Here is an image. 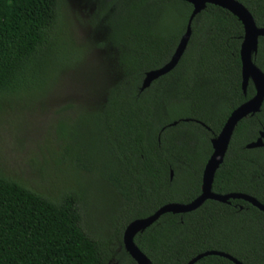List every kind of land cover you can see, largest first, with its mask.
Returning a JSON list of instances; mask_svg holds the SVG:
<instances>
[{
    "label": "trees",
    "instance_id": "16d2710c",
    "mask_svg": "<svg viewBox=\"0 0 264 264\" xmlns=\"http://www.w3.org/2000/svg\"><path fill=\"white\" fill-rule=\"evenodd\" d=\"M237 1L264 27V0ZM64 7L65 0H0V99L45 93L56 66L74 55L64 51ZM190 10L183 0H94L83 10L101 53L79 79L87 90L82 101L66 105L70 111L55 125L61 142L50 170L74 176L52 185L45 170L46 191L54 193H42L0 170V264H135L121 244L125 225L199 194L210 139L254 89L249 80L244 93L240 88V21L209 3L193 16L176 64L140 89L144 73L169 60ZM251 60L264 74V36ZM261 130L264 96L233 127L212 192L244 193L264 205V144L245 147ZM90 176L117 211L119 226L109 233L86 221L79 185ZM132 239L150 264H185L206 250L264 264V212L242 199H205L190 211L160 214ZM193 264L235 263L208 254Z\"/></svg>",
    "mask_w": 264,
    "mask_h": 264
},
{
    "label": "rangeland",
    "instance_id": "374dc122",
    "mask_svg": "<svg viewBox=\"0 0 264 264\" xmlns=\"http://www.w3.org/2000/svg\"><path fill=\"white\" fill-rule=\"evenodd\" d=\"M84 1L65 0L66 7L63 11L67 14L63 17L66 27L64 34L70 39V44L67 43L64 51L68 56L74 55L56 66L54 79L47 91L30 98L0 99V170L23 181L30 189L42 193H54V189L46 191L50 185L48 181L58 186L60 182L71 184L70 175L74 176V170L64 168L65 173L51 176L54 174L50 170L55 160L52 154L56 152L58 142H61L55 125L63 113L70 111L66 109V105L76 106L82 101L81 96L87 90L79 84V79L87 76V68L91 71L96 67L93 66V55L101 53L92 44L95 40H100V37L90 41L88 34L91 31L86 25V16L82 15L83 10L94 0H88V3ZM91 9L88 8L89 13ZM57 44L60 49L61 42ZM86 48L89 53L83 55ZM54 50L56 46L51 47V51ZM38 168L43 170L41 175ZM45 170L50 175L46 178L48 181L44 180ZM91 178L86 185H79V190H84L81 193L82 204L86 207V221L91 227L101 228L102 232L109 233L114 227L112 224L119 226V220L112 221V216L117 211L114 210L110 194L100 189L94 178ZM114 248H119L116 241Z\"/></svg>",
    "mask_w": 264,
    "mask_h": 264
},
{
    "label": "water",
    "instance_id": "95a60500",
    "mask_svg": "<svg viewBox=\"0 0 264 264\" xmlns=\"http://www.w3.org/2000/svg\"><path fill=\"white\" fill-rule=\"evenodd\" d=\"M191 5L190 13L187 17L183 33L169 58L162 66L146 71L141 80L140 89L149 85V83L158 76L169 71L177 62L182 54L190 34V22L193 16L204 8L206 4H214L222 7L232 13L242 25V39L239 45L240 59V88L244 93L248 80L251 82L254 94L252 97L236 106L227 116L218 133L210 139L211 153L206 159L200 178L199 194L187 203L170 202L165 203L155 209L150 215L143 218H135L128 222L123 228L121 234V244L125 252L130 256L135 264H150L148 258L142 253L133 242V236L136 232L153 222L160 214L164 212L182 213L190 211L199 206L205 199H213L219 202H226L227 199L237 198L249 202L257 209L264 212V205L254 197L244 193H226L217 194L211 191V182L215 169L221 163L229 138L235 124L248 114H253L261 105L264 96V74L254 65L251 56L256 51L257 38L264 36V27H256L252 16L248 10L237 0H183ZM174 122H172L173 124ZM264 144V130L259 131L255 140L247 143L246 148L258 147ZM216 254L223 256L235 264H242L227 253L215 250H206L191 257L185 264H193L197 259L204 255Z\"/></svg>",
    "mask_w": 264,
    "mask_h": 264
}]
</instances>
